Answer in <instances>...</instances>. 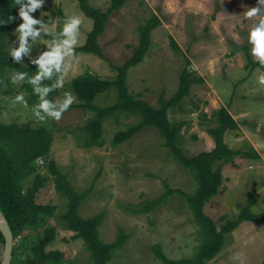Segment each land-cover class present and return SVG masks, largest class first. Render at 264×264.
Here are the masks:
<instances>
[{"label": "rangeland", "instance_id": "374dc122", "mask_svg": "<svg viewBox=\"0 0 264 264\" xmlns=\"http://www.w3.org/2000/svg\"><path fill=\"white\" fill-rule=\"evenodd\" d=\"M111 2L112 0H91L94 7L105 12ZM255 6L257 0H128L111 16L105 32L99 37V44L107 60L114 66H124L139 46V27L155 14L160 21L163 20V25L176 27L181 32V37L186 38L187 41H183L184 49L190 48L197 36L206 39L213 30L216 35L221 32L220 41L209 39L211 45L207 46L211 49V55H215L213 57L220 62H240L246 67L251 46L247 42L249 21L243 13L248 10L246 7ZM44 11L50 12L56 18L57 29L66 15H80L83 23L77 47L86 44L93 21L79 10L76 0H46L44 7L33 15L39 18ZM216 19L220 21L217 28L213 27ZM21 22L22 20L19 23ZM19 23L7 42L6 55L11 43L17 41L13 33ZM153 36L155 45L152 43L151 50L141 64L128 71L126 86L131 95L137 97L141 94L139 99L159 108L162 95L168 100L178 90L186 62L184 56L173 52L168 29H157ZM47 42L44 37L33 44V58L46 50ZM208 51L204 49V45H200L197 57L206 60ZM232 51L238 54L236 59L233 54L229 55ZM186 57L188 58L187 55ZM219 61L215 60L214 63L217 65ZM68 62L72 64V68L65 78L64 88L55 100L61 99L64 91L72 92L73 80L87 72L108 81L115 80L118 74L107 61L91 54H76L75 61L68 58ZM23 63L19 65L24 71L8 69L5 78H11L14 71L28 73L27 69L36 66L27 58H24ZM189 69L193 72L192 63ZM248 69L246 72H251L252 68ZM35 72L36 69L28 75L34 76ZM262 72L264 67L255 71L256 76ZM242 78L244 77L239 79ZM9 82L8 86L2 87L0 93V124L16 123L22 126L32 123L34 128L43 124L48 128L53 138L50 159L55 160L59 171L68 177L78 194L88 193V197L79 207V216L90 219L103 214L99 232L105 243H114L122 234L127 237L125 245L115 253L110 264H162L155 254L157 246L172 260L193 258L198 254V246L202 243L201 228L185 198L179 195L167 197L151 211L139 212L164 197L168 187L189 195H193L198 188L197 181L190 172L175 161L170 149L164 147L161 133L156 128H147L132 140L115 146L113 140L118 132L135 127L141 122L140 116L126 117L125 113L116 112L104 122L105 145L88 149L85 145L88 134L83 128L95 117V112L77 107L81 102L76 98V102L64 113L61 120L37 121L27 102L26 82L19 85ZM263 88L264 86L262 89L257 88L254 95L256 104L261 107H264ZM5 91L11 92L6 95ZM21 92L26 103H13V97ZM118 97L116 88H113L99 94L93 105L100 110L107 109L118 103ZM260 116L264 121V108L260 111ZM44 162L42 172H46L45 167L49 160L44 159ZM36 203L56 207L55 217L50 220L49 225L57 228V239L49 249L64 252L67 264H93L84 241L75 240V233L69 231L60 220L68 206L64 196L56 191L54 177L50 178L36 197ZM253 224H244L247 234L254 235L256 232L257 226ZM260 233L264 234V226ZM235 236L225 235L221 254L208 264L264 263V245L255 242L251 245L250 240L238 242ZM257 238L263 239L264 236ZM252 240L256 241L255 238Z\"/></svg>", "mask_w": 264, "mask_h": 264}, {"label": "trees", "instance_id": "16d2710c", "mask_svg": "<svg viewBox=\"0 0 264 264\" xmlns=\"http://www.w3.org/2000/svg\"><path fill=\"white\" fill-rule=\"evenodd\" d=\"M127 1L112 0L111 6L105 12L94 7L91 0H76L79 10L86 18L93 21V28L87 36L86 44L77 47L76 54L95 55L107 61L111 68L118 72L113 81L100 79L87 72L72 82V93L81 102L77 107L95 112V117L90 119L83 128L88 134L85 145L88 149L105 145L103 125L107 117L116 112L125 113L126 117L140 116L141 122L135 127L118 132L113 140L115 146L132 140L135 135L147 128H156L161 133L164 147L170 149L175 161L190 172L197 181L198 188L193 195H189L168 187L164 197L155 200L139 212L151 211L163 203L167 197L182 196L187 200L201 228L202 239V243L198 246V254L193 258L172 260L161 251L159 246L155 248L156 257L162 264H208L221 254L226 234L236 231L244 222L264 223V214L251 213L249 206L240 212L237 220L228 223L221 230L218 229L215 221L205 214V206L218 195L223 185L222 165L219 164H233L235 158L240 155V152L231 150L225 142V133L237 128L238 125L228 110L222 108L215 114L217 127L209 130L216 144L212 152L200 153L189 158L176 145L180 127L169 122L167 111L171 107L180 105L190 96L192 87L201 84L203 80L189 69L191 63L173 37H170L173 52L184 56L186 62L175 94L168 100L162 95L160 107L154 108L139 99L141 94L136 97L128 92L126 86L128 71L146 59L152 48V33L161 26L162 22L157 15L153 14L144 25L139 27L140 42L131 59L122 67L114 66L102 52L99 37L105 32L111 16ZM11 17H18V6L15 0H0V21L5 23L0 25V93L2 87L10 84L11 78H5L8 69L24 71L21 65L14 63L5 53L11 33L20 22L19 18L12 21ZM45 39L48 41L51 38L45 37ZM247 59V69L262 67L258 62H254L250 55ZM35 69L36 66L27 70L31 73ZM52 83L53 81L50 80L43 81L45 85ZM26 87L27 102L32 109V105L38 102V97L33 94L32 87L27 82ZM113 88H116L118 92V103L107 109H97L93 105L94 99ZM10 92L5 91L4 94L9 95ZM60 93L61 89H57L51 92L48 98L55 100ZM52 144V135L44 124L39 128H34L32 123L22 126L16 123L0 124V211L15 239L12 264H67L64 252L49 249L57 239V228L49 225L50 220L55 217L56 207L36 203L37 195L51 177H54L56 191L64 196L68 206L67 212L60 220L66 224L69 231L75 233L73 237L75 240L84 241L90 251L93 264H110L115 253L125 245L127 237L122 234L114 243H105L101 240L99 232L103 214L90 219L79 216V207L88 197V193L78 194L68 177L59 171L55 160L50 159ZM39 158L49 160L45 167L46 172H42L38 163ZM4 247L5 239L0 231V264Z\"/></svg>", "mask_w": 264, "mask_h": 264}, {"label": "crops", "instance_id": "0c3cea01", "mask_svg": "<svg viewBox=\"0 0 264 264\" xmlns=\"http://www.w3.org/2000/svg\"><path fill=\"white\" fill-rule=\"evenodd\" d=\"M161 21L162 24L157 29L165 27L169 30L171 37L188 56L195 75L203 80L201 84L192 87L190 96L180 105L167 111L169 122L180 127L176 145L189 158L212 152L216 144L209 130L217 127L215 114L222 108L228 110L238 125L225 133V142L231 150L240 152V155L235 158L233 164H219L222 165L223 185L218 195L205 206L206 214L215 221L219 230L237 220L240 212L248 206L251 213L264 214V121L260 116L264 107L258 106L254 98L257 88L262 89L256 82L258 76L255 71L259 68L248 69L251 72H246L247 68L240 62L226 64L211 55V49L207 46L211 45L209 39L220 41L221 32L216 35L213 30L206 39L197 36L190 48L184 49L183 41H187L186 38L181 37V32L177 31L176 27L165 26L163 20ZM214 22L213 27L217 28L220 21L216 19ZM152 43L154 44L153 39ZM200 45L209 50L206 60L197 57ZM232 54L235 59L238 57L233 51L229 53L230 56ZM215 60L219 61V64L216 65ZM240 77L244 78L239 79ZM238 79L240 81H237ZM244 224L254 225L252 222H244L229 235H236L238 242L250 240L251 245L255 242L263 246L264 238L258 240L257 237L264 236L260 233L264 223L256 224L254 235L247 234L248 230H244ZM253 238L256 241L252 240Z\"/></svg>", "mask_w": 264, "mask_h": 264}, {"label": "clouds", "instance_id": "9594fccd", "mask_svg": "<svg viewBox=\"0 0 264 264\" xmlns=\"http://www.w3.org/2000/svg\"><path fill=\"white\" fill-rule=\"evenodd\" d=\"M15 3L18 6V17L11 19L19 18L22 22L14 30L17 41L11 43L7 55L16 64H24L23 60L27 58L31 64L36 65V72L34 76H29L27 72L14 71L11 83L19 85L27 82L32 86L33 94L38 97V102L32 105V113L37 121H59L76 102V96L71 91H64L59 100L48 97L51 92L64 88L65 78L72 68L68 58L75 61L83 19L76 14L66 15L57 30V20L50 12H41L39 18L33 15L44 7L46 0H15ZM246 9L243 15L249 21L247 42L251 46L250 54L254 61L264 67V0H257V6ZM4 24V21H0V25ZM44 37L51 38L46 50L33 58V44ZM45 80L53 83L45 85ZM256 82L264 86V72L258 75ZM13 103H26L23 92L13 97Z\"/></svg>", "mask_w": 264, "mask_h": 264}, {"label": "water", "instance_id": "95a60500", "mask_svg": "<svg viewBox=\"0 0 264 264\" xmlns=\"http://www.w3.org/2000/svg\"><path fill=\"white\" fill-rule=\"evenodd\" d=\"M0 231L2 232L5 239V247H4L1 264H12L15 239L1 211H0Z\"/></svg>", "mask_w": 264, "mask_h": 264}, {"label": "built area", "instance_id": "2783aa9c", "mask_svg": "<svg viewBox=\"0 0 264 264\" xmlns=\"http://www.w3.org/2000/svg\"><path fill=\"white\" fill-rule=\"evenodd\" d=\"M38 163H39V166L42 169L43 168V165L45 164L44 159L43 158H39Z\"/></svg>", "mask_w": 264, "mask_h": 264}]
</instances>
